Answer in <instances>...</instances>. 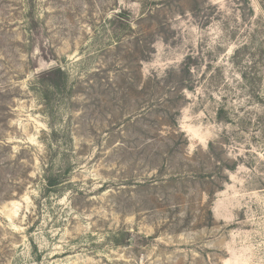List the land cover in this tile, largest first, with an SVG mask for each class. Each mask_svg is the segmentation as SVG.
Segmentation results:
<instances>
[{
  "label": "rangeland",
  "instance_id": "obj_1",
  "mask_svg": "<svg viewBox=\"0 0 264 264\" xmlns=\"http://www.w3.org/2000/svg\"><path fill=\"white\" fill-rule=\"evenodd\" d=\"M0 264H264L257 0H0Z\"/></svg>",
  "mask_w": 264,
  "mask_h": 264
},
{
  "label": "trees",
  "instance_id": "obj_2",
  "mask_svg": "<svg viewBox=\"0 0 264 264\" xmlns=\"http://www.w3.org/2000/svg\"><path fill=\"white\" fill-rule=\"evenodd\" d=\"M257 2L260 4L262 10H264V0H257ZM118 16L126 17V15H118ZM126 18H128V16ZM184 71L186 72L187 75L190 76L191 75V65L190 64H185ZM49 73H58V74H61V76L64 75V73L60 69H55V68L54 69L52 68L49 71ZM51 87L56 88V89L58 88L57 84H52ZM185 87H187V86H185ZM183 89H186V88H183ZM58 183L59 182L56 179H54L53 181L52 180L49 181V184L51 186L57 185Z\"/></svg>",
  "mask_w": 264,
  "mask_h": 264
}]
</instances>
